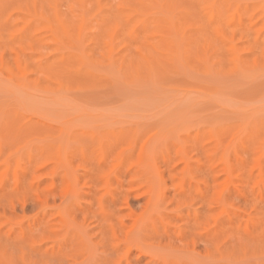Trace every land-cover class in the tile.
<instances>
[{
  "label": "rangeland",
  "instance_id": "rangeland-1",
  "mask_svg": "<svg viewBox=\"0 0 264 264\" xmlns=\"http://www.w3.org/2000/svg\"><path fill=\"white\" fill-rule=\"evenodd\" d=\"M0 264H264V0H0Z\"/></svg>",
  "mask_w": 264,
  "mask_h": 264
}]
</instances>
